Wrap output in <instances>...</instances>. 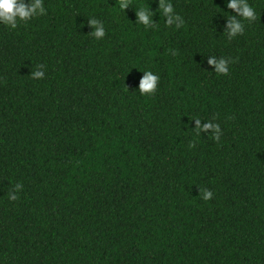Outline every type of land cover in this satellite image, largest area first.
Returning a JSON list of instances; mask_svg holds the SVG:
<instances>
[{
  "label": "trees",
  "instance_id": "16d2710c",
  "mask_svg": "<svg viewBox=\"0 0 264 264\" xmlns=\"http://www.w3.org/2000/svg\"><path fill=\"white\" fill-rule=\"evenodd\" d=\"M44 3L0 24V264H264V0L231 39L227 0Z\"/></svg>",
  "mask_w": 264,
  "mask_h": 264
},
{
  "label": "clouds",
  "instance_id": "9594fccd",
  "mask_svg": "<svg viewBox=\"0 0 264 264\" xmlns=\"http://www.w3.org/2000/svg\"><path fill=\"white\" fill-rule=\"evenodd\" d=\"M121 8L123 10L128 9L129 0H120ZM226 7L232 10L235 15H229L231 19H228L226 23V31L228 37L234 38L238 35H242L244 32L243 20L254 21L256 19V12L253 7L248 3V0H227ZM164 14L166 15L168 24L173 23V18L179 20L178 16L174 17L173 8L171 5L164 6ZM47 9L45 7L44 0H0V24L7 26L10 29H17L21 23H26L32 19L46 15ZM89 26L93 29L90 35H93L96 39H103L106 35L103 24L99 21L90 19L88 20ZM136 23L144 26H151L155 24L153 20V12L149 7H139L136 11ZM207 64L214 70L215 73L228 74L229 61L224 58H218L216 56H208ZM31 77L36 80H43L46 78V71L43 65H38L37 70L31 72ZM159 76L152 71L143 72L138 84V92L142 95L153 94L159 84ZM192 121L195 122V128L199 129V134L212 132L215 134L217 140L220 139L221 129L218 124H213L208 121H204L200 118H195ZM22 190V185L17 183L15 188L8 194L10 200L15 201L17 193ZM212 192L205 191L204 198H211Z\"/></svg>",
  "mask_w": 264,
  "mask_h": 264
}]
</instances>
